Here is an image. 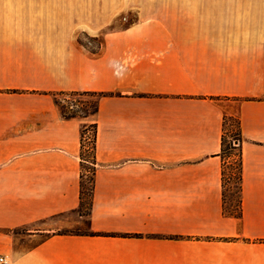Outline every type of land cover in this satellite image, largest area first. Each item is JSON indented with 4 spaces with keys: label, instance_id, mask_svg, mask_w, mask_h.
I'll return each instance as SVG.
<instances>
[{
    "label": "crops",
    "instance_id": "obj_1",
    "mask_svg": "<svg viewBox=\"0 0 264 264\" xmlns=\"http://www.w3.org/2000/svg\"><path fill=\"white\" fill-rule=\"evenodd\" d=\"M73 91L108 96L67 120L54 98ZM226 116L240 121V218L225 212ZM92 121L88 231L62 232L84 222ZM0 257L264 264V0H0Z\"/></svg>",
    "mask_w": 264,
    "mask_h": 264
},
{
    "label": "trees",
    "instance_id": "obj_2",
    "mask_svg": "<svg viewBox=\"0 0 264 264\" xmlns=\"http://www.w3.org/2000/svg\"><path fill=\"white\" fill-rule=\"evenodd\" d=\"M59 95H64L69 98L67 107L62 106L58 100ZM55 96L54 100L62 116L67 119L87 120L95 117L99 111V105L102 98L108 96L102 92L88 91H73L61 93ZM76 97L95 98V102L76 100ZM231 122L233 127L228 129V123ZM96 138H97V123L89 122L82 127L81 131V207L84 208L86 198L90 197L89 211L91 208L92 195L95 186V175L97 170L96 161ZM235 143H238L236 145ZM242 136L240 132V121L235 117L226 116L224 119V131L222 136L221 157L223 160L222 181H223V196L226 203L227 186L230 183L236 185L238 190V198L236 200L235 210L228 212L225 207V212L228 215L240 218L242 216ZM89 184V186H88ZM236 193V194H237Z\"/></svg>",
    "mask_w": 264,
    "mask_h": 264
},
{
    "label": "rangeland",
    "instance_id": "obj_3",
    "mask_svg": "<svg viewBox=\"0 0 264 264\" xmlns=\"http://www.w3.org/2000/svg\"><path fill=\"white\" fill-rule=\"evenodd\" d=\"M85 41V40H84ZM58 100L60 101L62 106H66L67 107V102L69 98L64 96V95H59ZM76 100H85V101H92L95 102V98H81V97H76ZM233 127L231 126V122L228 123V129L231 130ZM236 145H238V143H235ZM89 186V184H88ZM238 190L236 188V185L233 183L228 184L227 186V199H226V210L228 212H232L235 210V206H236V200L238 198ZM237 193V194H236ZM89 203H90V197L86 198L85 201V205L84 208L81 210V213L85 216L84 218V222L82 224V226L78 229H63L62 232H87L88 231V214H89ZM20 240L16 241V247L19 248L20 246Z\"/></svg>",
    "mask_w": 264,
    "mask_h": 264
},
{
    "label": "built area",
    "instance_id": "obj_4",
    "mask_svg": "<svg viewBox=\"0 0 264 264\" xmlns=\"http://www.w3.org/2000/svg\"><path fill=\"white\" fill-rule=\"evenodd\" d=\"M0 264H6V259L4 257H0Z\"/></svg>",
    "mask_w": 264,
    "mask_h": 264
}]
</instances>
